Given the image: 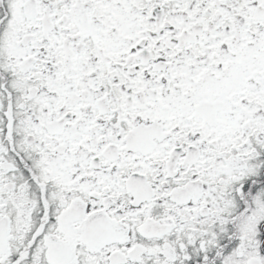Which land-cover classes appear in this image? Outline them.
I'll return each instance as SVG.
<instances>
[{"label": "snow or ice", "instance_id": "6c2138e0", "mask_svg": "<svg viewBox=\"0 0 264 264\" xmlns=\"http://www.w3.org/2000/svg\"><path fill=\"white\" fill-rule=\"evenodd\" d=\"M0 264H264V0H0Z\"/></svg>", "mask_w": 264, "mask_h": 264}]
</instances>
